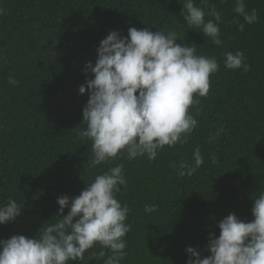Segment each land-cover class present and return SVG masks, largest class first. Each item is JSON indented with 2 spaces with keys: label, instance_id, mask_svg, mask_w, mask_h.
<instances>
[{
  "label": "trees",
  "instance_id": "16d2710c",
  "mask_svg": "<svg viewBox=\"0 0 264 264\" xmlns=\"http://www.w3.org/2000/svg\"><path fill=\"white\" fill-rule=\"evenodd\" d=\"M181 3L0 0V206L9 199L23 203L21 216L0 224V239L39 238L40 229L58 219L59 196H78L86 183L118 164L127 184L117 199L127 204L131 225L120 264H186L189 246L201 258L210 255V233L218 237V223L230 213L245 222L254 219V198L264 192V0H245L246 11L258 13L252 24L234 12L235 0H209L221 13L220 46L188 28ZM235 21L244 24L243 31ZM130 27L173 30L181 39L176 43H195L197 54L215 57L219 70L210 76L208 95L190 108L198 124L186 143L164 146L155 160H129L123 153L91 167L92 141L77 135L86 128L89 99L79 87L93 78L85 65L95 64L110 31L127 36ZM238 50L248 71L224 66V53ZM196 147L204 164L191 176H179L173 165L193 163ZM146 204L158 208L146 213ZM102 250L104 257L92 255ZM84 255L83 262L71 264H104L111 252L97 244Z\"/></svg>",
  "mask_w": 264,
  "mask_h": 264
},
{
  "label": "clouds",
  "instance_id": "9594fccd",
  "mask_svg": "<svg viewBox=\"0 0 264 264\" xmlns=\"http://www.w3.org/2000/svg\"><path fill=\"white\" fill-rule=\"evenodd\" d=\"M181 4L180 15L188 28L199 29L212 44L220 46L222 18L215 5L209 0H200L201 6L195 0ZM235 5L234 12L246 23L258 21L257 10L246 11L245 0H235ZM206 16L214 19L206 20ZM235 23L244 30V24ZM178 38L173 30L130 27L127 36L112 30L101 40L95 64L89 61L84 69L86 76L90 72L93 78L79 87L80 94L87 90L89 99L83 108L86 128L77 130V135L92 141L91 167L123 153L129 160L145 155L155 160L164 146L187 142L198 124L190 108L208 95L210 76L219 70V63L215 57L198 55L195 43H176ZM224 57L226 68L249 70L243 52L228 51ZM9 83L16 81L9 77ZM203 164L196 147L193 163L182 160L173 167L179 176H191ZM126 184L124 165L118 164L96 175L78 196H59L58 219L44 224L39 238L12 235L0 239V264L83 262L84 254L97 244L111 252L104 264H120L126 256L124 238L131 225L126 223L129 208L117 199V193ZM22 208L23 203L9 199L0 206V224L16 220ZM65 208L69 209L66 215ZM157 208L146 204L144 210L152 213ZM251 211L254 219L250 222L240 220L235 213L219 221V236H209L210 255L201 258L197 248L187 247L190 258L186 264H264V192L254 198ZM92 255L104 257L105 252Z\"/></svg>",
  "mask_w": 264,
  "mask_h": 264
}]
</instances>
